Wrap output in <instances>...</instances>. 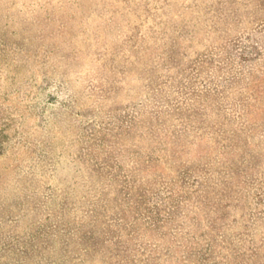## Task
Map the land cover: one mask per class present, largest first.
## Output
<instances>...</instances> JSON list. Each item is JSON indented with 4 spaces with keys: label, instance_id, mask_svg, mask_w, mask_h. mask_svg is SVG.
<instances>
[{
    "label": "rangeland",
    "instance_id": "1",
    "mask_svg": "<svg viewBox=\"0 0 264 264\" xmlns=\"http://www.w3.org/2000/svg\"><path fill=\"white\" fill-rule=\"evenodd\" d=\"M0 264H264V0H0Z\"/></svg>",
    "mask_w": 264,
    "mask_h": 264
}]
</instances>
